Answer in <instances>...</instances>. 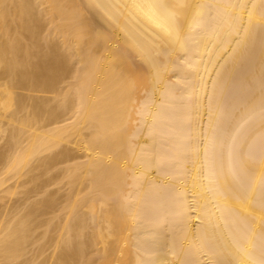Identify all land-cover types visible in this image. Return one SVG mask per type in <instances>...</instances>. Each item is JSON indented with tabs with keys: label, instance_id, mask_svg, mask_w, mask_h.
Returning <instances> with one entry per match:
<instances>
[{
	"label": "bare ground",
	"instance_id": "6f19581e",
	"mask_svg": "<svg viewBox=\"0 0 264 264\" xmlns=\"http://www.w3.org/2000/svg\"><path fill=\"white\" fill-rule=\"evenodd\" d=\"M0 67L4 111L54 93L0 122V174L68 180L0 218V264H264V0H0Z\"/></svg>",
	"mask_w": 264,
	"mask_h": 264
},
{
	"label": "rangeland",
	"instance_id": "374dc122",
	"mask_svg": "<svg viewBox=\"0 0 264 264\" xmlns=\"http://www.w3.org/2000/svg\"><path fill=\"white\" fill-rule=\"evenodd\" d=\"M78 10H79V8H77ZM93 11V12H92ZM80 12V11H79ZM81 17L82 18H88L89 16L91 17V16H93L94 18H95V16H94V10H85V9H83V10H81ZM84 14V15H83ZM92 14V15H91ZM96 23H97V26H99V27H101V31H105V25L99 20H95V25H96ZM101 23V24H100ZM95 25H93V26H95ZM104 25V26H103ZM103 29V30H102ZM0 69L2 70V68L0 67ZM1 72V71H0ZM67 79V78H66ZM65 79V80H66ZM69 79V78H68ZM70 81V80H69ZM69 81L67 80V81H64V82H62V83H60L59 84V86L60 85H65L66 83H69ZM62 87V86H61ZM16 91V92H15ZM13 92H14V94H16L17 93V95H15V96H18L19 98H20V100L23 102V103H21V106H22V108H21V106H18V108L14 105V107H8L7 109L5 108V111H4V106L2 105V103H3V101H4V99H5V94H3V92H1L0 93V97L2 98L3 96H5V97H3L2 99V103L0 104V122H2V120L3 121H5V118L7 117V116H10V113L12 112V111H14V109H16V112L15 113H17V118H26V116H27V118H28V116H29V112H32V110H33V107H31V106H34L33 105V103L35 102L36 103V97L37 98H39V97H41V98H48V99H50V98H52V96H54V93H41V92H36V91H29V90H25V89H18V88H15V90H13ZM20 92V93H19ZM24 92H26V93H24ZM33 92V93H32ZM3 94V95H2ZM18 94H21L23 97H21L20 95H18ZM25 94V95H24ZM22 98H24L23 100H22ZM33 98V99H32ZM30 99H32L33 100V102H32V100H30ZM30 101V102H29ZM5 102H6V100H5ZM31 102H32V104H31ZM6 104V103H5ZM31 104V105H30ZM29 105V106H28ZM25 106V107H24ZM27 106V107H26ZM6 107V106H5ZM32 108V110H31V108ZM14 108V109H13ZM20 108V109H19ZM23 109V110H22ZM20 110V111H19ZM22 110V111H21ZM28 112H27V111ZM19 111V112H18ZM25 112V113H24ZM8 113H9V115H8ZM29 113V114H28ZM26 114H28V115H26ZM5 115V116H4ZM24 115H26V116H24ZM31 115V114H30ZM30 118V117H29ZM31 121V120H30ZM14 124V123H13ZM13 124H12V126H13ZM16 124V123H15ZM10 126V128L12 129L13 127H15V126H18L17 124L16 125H14L13 127L11 126V125H9ZM9 126L8 125H5V126H3V127H6V128H4L5 129V131L3 132L1 129L2 128H0V163L2 162L1 160L5 157V154H7V152H8V147L11 145L10 144V142H9V140H10V134L8 133V132H10V128H9ZM35 127V126H34ZM8 128H9V130H8ZM15 128H17V127H15ZM33 128V127H32ZM31 128V129H32ZM8 130V131H7ZM24 130L26 131V130H28V132L27 133H32L33 131L32 130H29V128H24ZM31 131V132H30ZM7 132V133H6ZM6 134V135H5ZM9 135V136H8ZM9 143V144H8ZM9 145V146H8ZM63 149V148H62ZM61 148H57V150H54V151H52L50 154H45V155H49V156H51V154H53V155H55V154H57V153H59L61 150H62ZM2 150V151H1ZM4 157H3V156ZM45 155H43V156H45ZM2 158V159H1ZM6 159H7V155H6V157L3 159V164H5V162H6ZM36 159V158H35ZM32 165H31V164ZM3 164H1L0 165V167H4V165ZM29 164L31 165V166H33L34 167V169H35V163L31 160V162H29ZM28 164V165H29ZM34 164V165H33ZM3 165V166H2ZM28 165H27V167L24 169V172H22L23 174L25 173V171L26 172H28L29 174H26L25 173V175H23V177L22 176H19V178H16V176L14 177V176H12L11 174H13V173H11V172H9L8 170H6V172H3V173H1L0 175V181L1 180H3V183L2 184H0L1 186H0V218H2L1 220H3V219H5V221H7L10 217H11V219L10 220H12L13 219V221H16L20 216H22V214H24L25 212H26V210L27 209H29L31 206H33L35 203H36V201L38 202H46L47 200H49V199H51V200H53L54 201V204H55V206L57 207L58 206V204H60L62 201H63V199H64V196H62V195H65V193H66V190H67V188H68V180L67 179H64L63 177H62V171H61V168L64 166V164H61V165H56V167L55 168H53V167H51L49 170L48 169H45L44 167H43V169H41V168H39V169H37V171H36V169L33 171V172H30L29 170L30 169H32V167L30 168V167H28ZM37 168V167H36ZM53 168V169H52ZM27 169H28V171H27ZM33 170V169H32ZM42 172H41V171ZM0 171H4V170H1V168H0ZM61 171V172H60ZM34 173V174H33ZM57 173V174H56ZM32 174V175H31ZM62 174V175H61ZM22 175V174H21ZM34 175V176H33ZM53 175V176H52ZM36 176V180H34L32 177H35ZM38 176H40V177H38ZM11 179H10V178ZM29 177V178H28ZM49 177V178H48ZM31 178H32V182L33 183H31L30 181H28L29 179L31 180ZM41 178V179H40ZM5 179V180H4ZM39 179V180H38ZM60 179V180H59ZM15 180H16V182H15ZM34 180V181H33ZM7 181V182H6ZM40 182V184L38 183V182ZM60 181H62V182H60ZM67 181V182H66ZM34 182H35V184H34ZM45 182H47V183H49V182H52L51 183V185H50V183H49V186L47 187L46 186V184L47 183H45ZM16 183V184H15ZM44 183V184H43ZM5 184V185H4ZM12 184V185H11ZM27 185V186H23V185ZM29 184V185H28ZM16 185H17V187H16ZM19 185V186H18ZM22 185V186H21ZM43 185H44V187H43ZM48 185V184H47ZM14 188H13V187ZM39 186H42V188L41 187H39ZM53 186V187H52ZM19 187V188H18ZM22 187H24V188H22ZM38 187V188H37ZM46 187V188H45ZM67 187V188H66ZM18 188V189H17ZM40 188V189H39ZM16 189V190H15ZM27 189H33V190H31V191H33V192H30L29 190V194H28V191H27ZM45 191H44V190ZM24 190V191H23ZM49 190V191H48ZM25 191H26V193H25ZM41 191H44V192H42L41 193ZM5 192V193H4ZM37 192V193H36ZM49 194H48V193ZM61 194V195H59V193ZM22 193V194H21ZM47 193V194H46ZM53 193V194H52ZM54 194H55V196H54ZM40 195V196H39ZM2 196V197H1ZM45 196V197H44ZM48 199H47V198ZM44 198V199H43ZM59 198V199H58ZM63 198V199H62ZM37 199V200H36ZM41 199H43V200H41ZM61 199V200H60ZM6 200V201H5ZM60 202V203H59ZM7 205V206H6ZM31 205V206H30ZM13 208H12V207ZM30 206V207H29ZM16 210V211H15ZM3 211V212H2ZM41 211L43 212L42 214H41V217L39 216L37 219H36V223L39 225L37 228H36V232L34 233V235H33V240L35 241V240H37V241H39L37 244H40V246L43 244V246L46 244V241L52 236H54V235H52L54 232H50V230L52 229V227L49 229V231H48V233H46V235H45V237H46V239H45V237L42 239L41 238V236L43 235V233L42 232H44V230H45V222L47 221V220H49V219H51V218H53V220H54V222H57L58 224L60 223V218H63V216H62V214L61 213H59V211L56 209V210H50V213H49V210H45V208L44 209H41ZM44 211H46L45 213H47V214H45L44 213ZM2 212V213H1ZM15 212V213H14ZM24 212V213H23ZM12 213V214H11ZM3 215V216H2ZM12 215H14V217L12 216ZM19 215V216H18ZM57 216V217H56ZM5 217V218H4ZM16 217H17V219H16ZM8 218V219H7ZM16 219V220H15ZM46 220V221H45ZM56 220H58V221H56ZM44 222V223H43ZM40 231V232H39ZM49 238H48V237ZM40 237V238H39ZM39 238V239H38ZM37 244H36V247L35 246H29L28 247V252L25 254V256H22L21 257V259H20V262H22L24 259H27V258H29V256L31 255V256H37V259L38 260H35L36 262H39L40 261V259H42L41 257H45V258H49V256H50V254H51V248H50V246H49V248H47V246H45L44 247V249L46 248V250H45V252L43 251L42 253V255L40 256L39 255V251H40V249H39V246H38V249H37ZM35 248H36V250H35ZM30 249V250H29ZM49 250V251H48ZM29 253V254H28ZM36 253V254H35ZM38 253V254H37ZM38 255H39V258H38ZM30 256V257H31ZM22 258H24L23 260H22ZM36 259V258H35ZM22 260V261H21ZM49 260V259H48ZM18 262V260L16 261V263L15 264H18L17 263ZM19 262V263H20ZM13 263V264H14ZM34 263V262H33ZM32 263V264H33ZM36 264V263H35ZM48 264H50L49 262H48Z\"/></svg>",
	"mask_w": 264,
	"mask_h": 264
}]
</instances>
